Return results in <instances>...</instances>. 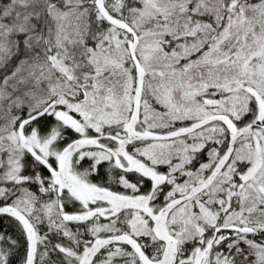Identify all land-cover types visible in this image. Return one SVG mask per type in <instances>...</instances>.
<instances>
[{
  "label": "snow or ice",
  "instance_id": "1",
  "mask_svg": "<svg viewBox=\"0 0 264 264\" xmlns=\"http://www.w3.org/2000/svg\"><path fill=\"white\" fill-rule=\"evenodd\" d=\"M0 264H264V0H0Z\"/></svg>",
  "mask_w": 264,
  "mask_h": 264
}]
</instances>
